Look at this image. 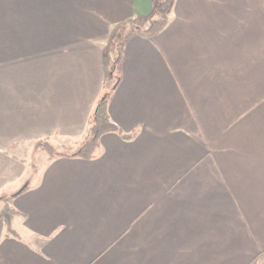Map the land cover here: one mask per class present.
Instances as JSON below:
<instances>
[{
    "label": "crops",
    "instance_id": "obj_1",
    "mask_svg": "<svg viewBox=\"0 0 264 264\" xmlns=\"http://www.w3.org/2000/svg\"><path fill=\"white\" fill-rule=\"evenodd\" d=\"M156 3L0 0V196L18 213L0 264H264V0H176L111 75L107 47ZM108 78L134 137L32 169L28 146L82 144Z\"/></svg>",
    "mask_w": 264,
    "mask_h": 264
},
{
    "label": "trees",
    "instance_id": "obj_2",
    "mask_svg": "<svg viewBox=\"0 0 264 264\" xmlns=\"http://www.w3.org/2000/svg\"><path fill=\"white\" fill-rule=\"evenodd\" d=\"M175 2L176 0H157L154 10L150 16L127 22L118 30L119 32L121 29H125L127 33L125 35L124 42L122 44L120 43L117 48L118 56L111 64V75H115L119 72L120 64L123 60L124 44L126 39L136 33H143L151 38L158 35L168 25ZM109 99L110 93L109 90L106 89V94H102V97L96 104L94 112L89 119L85 139L77 149L69 150L65 153L51 147L48 142H45L49 151L50 160L56 157H77L83 160H92L96 158L99 152L100 139L104 135L116 133L121 135L126 140H131L134 137L124 136L121 129L110 117L108 110ZM12 200L13 197H11L10 200L5 201V208L0 214V221H4L9 235L16 234L13 230L12 223L14 218L18 216V213L12 208Z\"/></svg>",
    "mask_w": 264,
    "mask_h": 264
},
{
    "label": "rangeland",
    "instance_id": "obj_3",
    "mask_svg": "<svg viewBox=\"0 0 264 264\" xmlns=\"http://www.w3.org/2000/svg\"><path fill=\"white\" fill-rule=\"evenodd\" d=\"M121 31H124L126 33V30L125 29H121ZM120 38V43L122 44V42L124 41V36H120V34L117 35V37L115 38V40L113 41L114 43L113 44H109V46L107 47L106 49V57L111 60V64L113 63V61L117 58L118 56V46H119V40L118 38ZM110 81L111 79L109 78L107 80V83H106V89L109 90V85H110ZM104 94H106V91H104ZM45 142H48L51 147H54L55 149H66V151H69L65 144L59 142V141H56L54 139H50V140H43L41 142H37L35 143L34 145L32 146H28L26 148V150H23L21 151V157L22 159L26 158L29 160V162L31 163V167L32 169L34 168V170L36 171L37 169H39V165H41V162L43 163L44 161H47V159H49V151H48V148L46 146V143ZM59 143V144H58ZM59 151H63V150H59ZM40 163V164H39ZM3 170V168L0 166V171ZM9 169L6 168V171H8ZM15 172V171H14ZM11 179V176L8 175L7 176V179ZM8 187V186H7ZM23 188H21L19 191H21ZM14 192H9V193H5L4 196H0V214L2 213V211L4 210L5 208V201L7 200H10V198L12 197L11 195L13 194ZM14 195V194H13ZM4 228L6 229L7 231V227L4 223V221H0V231L1 229Z\"/></svg>",
    "mask_w": 264,
    "mask_h": 264
},
{
    "label": "water",
    "instance_id": "obj_4",
    "mask_svg": "<svg viewBox=\"0 0 264 264\" xmlns=\"http://www.w3.org/2000/svg\"><path fill=\"white\" fill-rule=\"evenodd\" d=\"M22 191H23V189H22L20 192H22ZM20 192H19V193H20Z\"/></svg>",
    "mask_w": 264,
    "mask_h": 264
}]
</instances>
